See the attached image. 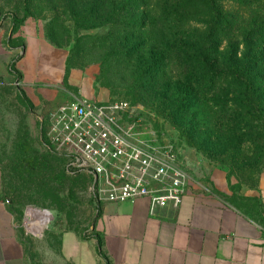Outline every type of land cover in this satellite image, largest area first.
Wrapping results in <instances>:
<instances>
[{"label":"rangeland","instance_id":"rangeland-1","mask_svg":"<svg viewBox=\"0 0 264 264\" xmlns=\"http://www.w3.org/2000/svg\"><path fill=\"white\" fill-rule=\"evenodd\" d=\"M26 4V0H0V25L12 27L14 19L22 20ZM30 9L31 16L20 28L36 29L68 58L66 78L57 84L27 86L16 74L0 77V200L19 220L28 264H71L60 254L61 232L74 229L89 234L99 214V202L89 189L91 179L64 172L63 156L45 147L42 123L48 111L88 92L92 100H126L139 132L174 146L189 164L186 191L221 200L264 224V162L254 168L243 154L234 157V152L226 158L202 148L199 137L192 142V136L160 109L158 98L150 97L151 86L155 85L153 92L164 88L160 83L164 74H171L172 63L161 61L159 54H150L142 44L131 47L142 38L140 29H123L120 24L80 28L60 0L35 3ZM31 162H37L34 170ZM28 208L41 215L28 213L29 230L23 225Z\"/></svg>","mask_w":264,"mask_h":264},{"label":"trees","instance_id":"trees-1","mask_svg":"<svg viewBox=\"0 0 264 264\" xmlns=\"http://www.w3.org/2000/svg\"><path fill=\"white\" fill-rule=\"evenodd\" d=\"M44 1L26 0V15L14 19L12 32L31 16V6ZM60 2L80 28L120 24L123 29H140L143 36L131 47L142 44L150 54H159L161 61L172 63L171 74H164L160 83L164 88L153 92L155 85L151 86L150 97L158 98L160 109L192 136V142L199 137L202 148L226 158L234 152V157L243 154L254 168L263 164L264 0ZM80 4L85 5L79 9ZM147 34L157 38L147 39ZM9 71L21 77L14 63ZM115 100L123 99L107 101ZM36 165L31 162V169ZM64 172L68 174L65 166ZM80 233L84 239L95 236Z\"/></svg>","mask_w":264,"mask_h":264},{"label":"crops","instance_id":"crops-1","mask_svg":"<svg viewBox=\"0 0 264 264\" xmlns=\"http://www.w3.org/2000/svg\"><path fill=\"white\" fill-rule=\"evenodd\" d=\"M15 41L22 45H16ZM67 58L66 52L54 48L29 25L15 33L12 27L0 25V77L11 74L9 67L14 63L27 86L57 84L66 77ZM83 97L92 99L93 95L88 92ZM92 227L89 234L95 236L89 239L74 229L61 232L59 248L64 261L264 264V224L230 204L200 197L191 189L180 204L168 201L154 209L147 197L133 202H101ZM0 264H28L19 220L3 200H0Z\"/></svg>","mask_w":264,"mask_h":264},{"label":"built area","instance_id":"built-area-1","mask_svg":"<svg viewBox=\"0 0 264 264\" xmlns=\"http://www.w3.org/2000/svg\"><path fill=\"white\" fill-rule=\"evenodd\" d=\"M131 116L124 100L82 97L64 102L42 118L45 147L63 156L69 175L91 179L89 189L99 203L147 197L152 209L168 201L180 204L189 180L188 162L173 145L146 138ZM26 215L23 225L28 229V210Z\"/></svg>","mask_w":264,"mask_h":264},{"label":"bare ground","instance_id":"bare-ground-1","mask_svg":"<svg viewBox=\"0 0 264 264\" xmlns=\"http://www.w3.org/2000/svg\"><path fill=\"white\" fill-rule=\"evenodd\" d=\"M28 213L36 218H40L41 216L40 213L36 209H30Z\"/></svg>","mask_w":264,"mask_h":264},{"label":"water","instance_id":"water-1","mask_svg":"<svg viewBox=\"0 0 264 264\" xmlns=\"http://www.w3.org/2000/svg\"><path fill=\"white\" fill-rule=\"evenodd\" d=\"M94 228L92 227V230H93Z\"/></svg>","mask_w":264,"mask_h":264}]
</instances>
